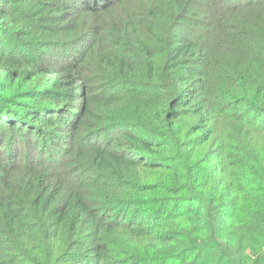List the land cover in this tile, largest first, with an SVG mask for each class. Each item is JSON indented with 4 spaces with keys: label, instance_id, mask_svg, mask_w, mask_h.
Returning <instances> with one entry per match:
<instances>
[{
    "label": "trees",
    "instance_id": "1",
    "mask_svg": "<svg viewBox=\"0 0 264 264\" xmlns=\"http://www.w3.org/2000/svg\"><path fill=\"white\" fill-rule=\"evenodd\" d=\"M264 0H0V264H264Z\"/></svg>",
    "mask_w": 264,
    "mask_h": 264
},
{
    "label": "rangeland",
    "instance_id": "2",
    "mask_svg": "<svg viewBox=\"0 0 264 264\" xmlns=\"http://www.w3.org/2000/svg\"><path fill=\"white\" fill-rule=\"evenodd\" d=\"M263 252H264V248H263V250H262Z\"/></svg>",
    "mask_w": 264,
    "mask_h": 264
}]
</instances>
